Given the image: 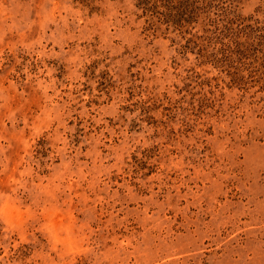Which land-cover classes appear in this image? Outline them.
<instances>
[{
    "label": "rangeland",
    "instance_id": "1",
    "mask_svg": "<svg viewBox=\"0 0 264 264\" xmlns=\"http://www.w3.org/2000/svg\"><path fill=\"white\" fill-rule=\"evenodd\" d=\"M95 6L0 0V264H264V0Z\"/></svg>",
    "mask_w": 264,
    "mask_h": 264
},
{
    "label": "trees",
    "instance_id": "2",
    "mask_svg": "<svg viewBox=\"0 0 264 264\" xmlns=\"http://www.w3.org/2000/svg\"><path fill=\"white\" fill-rule=\"evenodd\" d=\"M82 6L95 10V4L99 0H73ZM139 5L143 7L146 14L152 18L156 16L159 20H167L173 23L177 17L193 14L200 6L211 0H137Z\"/></svg>",
    "mask_w": 264,
    "mask_h": 264
}]
</instances>
